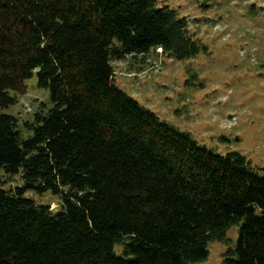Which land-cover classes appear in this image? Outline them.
I'll list each match as a JSON object with an SVG mask.
<instances>
[{
  "label": "trees",
  "instance_id": "16d2710c",
  "mask_svg": "<svg viewBox=\"0 0 264 264\" xmlns=\"http://www.w3.org/2000/svg\"><path fill=\"white\" fill-rule=\"evenodd\" d=\"M156 50L208 54L155 0H0V171L21 176L0 188V264H197L232 228L223 264H264V170L114 85L111 63ZM33 76L52 106L22 136L2 111Z\"/></svg>",
  "mask_w": 264,
  "mask_h": 264
},
{
  "label": "rangeland",
  "instance_id": "374dc122",
  "mask_svg": "<svg viewBox=\"0 0 264 264\" xmlns=\"http://www.w3.org/2000/svg\"><path fill=\"white\" fill-rule=\"evenodd\" d=\"M155 1L175 10L208 54L184 62L168 60L159 50L128 57L111 63L114 85L206 148L238 152L264 170V0ZM25 87L22 95L10 93L16 104L2 111L17 120L22 136L24 123L52 106L35 76ZM20 185V174L0 171V188L13 191ZM24 196L51 212L59 209V199L49 193ZM225 237V244H209L206 259L197 264H223L237 229Z\"/></svg>",
  "mask_w": 264,
  "mask_h": 264
}]
</instances>
